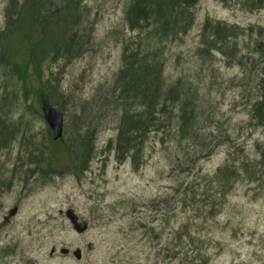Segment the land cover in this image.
I'll return each mask as SVG.
<instances>
[{"label":"rangeland","instance_id":"rangeland-1","mask_svg":"<svg viewBox=\"0 0 264 264\" xmlns=\"http://www.w3.org/2000/svg\"><path fill=\"white\" fill-rule=\"evenodd\" d=\"M8 1L0 0V29ZM130 2L81 0V25L75 30L83 49L54 62L47 55L40 65L47 83L31 76L29 94L17 76L0 69V93L9 99L0 125L11 131L0 134V179L5 181L0 187V264H264V158L259 155L264 126L254 118L264 92V7L246 0L197 2L189 30L166 45L164 73L166 80L181 78L193 89L197 85L204 96L197 127V141L204 146L192 162L196 142L164 149L151 137L142 164L133 167L129 159H117L113 141L119 113L109 99L122 42L136 34L124 20ZM50 4L56 8L60 0ZM206 19L239 35L227 43L224 39L225 46L206 47L201 44ZM43 97L64 115L63 135L54 145L40 110ZM260 109L256 113L263 117ZM83 125L95 133L85 167L77 160L79 140L74 142ZM228 160L262 172L258 180L241 175L221 199L220 212L194 223L201 250L196 258L191 254L195 243L177 246L172 240L181 223L200 222L180 203L176 190L195 182V200L202 199L203 180ZM69 208L87 221L84 232L73 229L65 215Z\"/></svg>","mask_w":264,"mask_h":264},{"label":"trees","instance_id":"trees-1","mask_svg":"<svg viewBox=\"0 0 264 264\" xmlns=\"http://www.w3.org/2000/svg\"><path fill=\"white\" fill-rule=\"evenodd\" d=\"M198 1L131 0L125 9L124 20L136 34L124 38L122 42L120 66L109 97L119 113L117 134L113 141L119 161L129 159L133 167H139L143 162L145 145L151 137H156L164 149L171 148V143L179 146L181 141L186 143L192 140L194 144L197 143V147L191 161L199 158L195 155L204 143L197 141L200 138L197 127L202 114L200 104L204 96L199 94L197 85L193 89L189 81L185 82L181 78L166 80L164 73L166 45L189 30L195 19L194 7ZM50 2L51 0H9L5 6V27L0 29V69L10 78L17 76L21 89L27 94V80L31 76L42 81L41 84L47 83L40 69L47 55L53 58H49L51 61L48 62H54L57 57L79 51L78 47L81 49L82 46L83 49L84 46L79 43L78 31L75 30L78 24L79 27L81 25V0H60V5L53 9ZM246 3L255 8L264 7V0H246ZM209 33L216 39L209 37ZM238 35L236 29L206 19L201 31V44L206 43V47L211 44V48L216 49L215 43H223L224 39L227 43ZM223 45L225 46L224 43ZM229 47L233 49L234 44L230 43ZM8 100L6 93H0V118L5 114L3 109ZM257 104L254 118H257L259 125L264 126V116L256 113L258 108L264 110V92ZM53 105L60 109L56 104ZM0 128L4 129L2 133L0 129V134L9 135L11 132L6 126L0 125ZM49 134L51 144L56 143L50 130ZM77 135L74 142L79 140L80 154L75 157L79 165L85 167L95 149V133L89 126L83 125ZM262 147L263 149L260 145L259 155L264 158V143ZM68 149L70 150L69 147ZM186 154L190 157V153ZM260 172L261 167L257 170L256 167L246 164L239 166L228 160L212 177L203 180L206 181L205 190L198 194L202 199L195 200V182H189L182 191L176 190L180 195V203L184 208L189 207L200 222L187 220L181 223L172 238L176 241L175 245L195 243L191 254L200 258L201 250L196 245L195 231L192 230L194 223L201 224L208 221L209 216L219 213L221 199L228 196L242 176L258 180ZM201 177L207 179L206 175ZM192 180L194 179L190 181ZM4 183L0 179V187ZM216 193L219 195L215 196ZM192 202L194 204L190 205ZM205 262L207 259L203 261Z\"/></svg>","mask_w":264,"mask_h":264},{"label":"water","instance_id":"water-1","mask_svg":"<svg viewBox=\"0 0 264 264\" xmlns=\"http://www.w3.org/2000/svg\"><path fill=\"white\" fill-rule=\"evenodd\" d=\"M40 108L43 114V118L47 123L48 127L51 130L52 139L58 140L63 135V128H64V115L61 111L56 109L49 100L43 99L40 104ZM66 217L69 219L70 223L72 224L73 229L78 232H84L87 227L88 223L85 220H79L78 216L75 214L73 209L69 208L65 211ZM61 253H67L68 249L61 248ZM75 258H80V252L76 251L73 253Z\"/></svg>","mask_w":264,"mask_h":264}]
</instances>
